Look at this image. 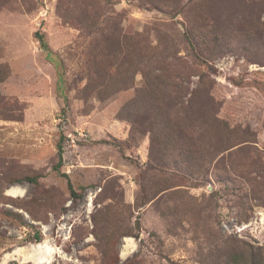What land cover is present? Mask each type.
I'll list each match as a JSON object with an SVG mask.
<instances>
[{
  "label": "rangeland",
  "instance_id": "374dc122",
  "mask_svg": "<svg viewBox=\"0 0 264 264\" xmlns=\"http://www.w3.org/2000/svg\"><path fill=\"white\" fill-rule=\"evenodd\" d=\"M4 65L0 264L264 261V0H0Z\"/></svg>",
  "mask_w": 264,
  "mask_h": 264
},
{
  "label": "trees",
  "instance_id": "16d2710c",
  "mask_svg": "<svg viewBox=\"0 0 264 264\" xmlns=\"http://www.w3.org/2000/svg\"><path fill=\"white\" fill-rule=\"evenodd\" d=\"M36 36L38 37L39 41H40V45L42 50L46 53V57L51 59L53 62L56 63V65H60V62L58 61V59L54 56V52L51 50L48 42L45 39L44 34L40 33L39 31H37ZM10 73V69L9 66L4 65V66H0V82L5 78V76L9 75ZM62 77V75H60ZM62 82V81H61ZM172 88H169L172 92H174L175 94L173 95L175 97V101H172L171 99L167 101V103L165 102V104H163L162 102L156 103V105L158 106V114H157V119L155 122H164L166 120H168L167 117H169V112L171 111L172 108H180L179 104H177V84L174 85L173 83H170ZM169 84L166 83L165 86H168ZM174 85V86H173ZM157 87L159 88V91L162 90L163 87V83L160 82L158 83ZM61 90L63 91V86L61 85ZM63 94V100L65 102V104H67L68 102V98L66 97V95L64 93ZM173 93H171L172 95ZM174 100V98H173ZM66 106V105H65ZM65 110V109H64ZM65 136L64 134L61 135L60 137V141L58 142V162L55 164L54 169H56L58 172H60L62 164H63V154H64V146H63V140H64ZM106 141V140H105ZM64 176L68 177L65 173ZM19 181H29L32 182L34 184L38 183V177L35 176H25L22 177L20 179H18ZM69 189H70V195L72 197V201L76 202L79 198H81L84 194V186H81V190L80 192H78L75 187L73 186L72 182L69 180ZM138 224L140 225V220H137ZM37 239H40V235L39 233H37L36 235ZM262 251V250H261ZM243 256V255H242ZM255 264H264V261H262L261 258L257 259L255 258Z\"/></svg>",
  "mask_w": 264,
  "mask_h": 264
}]
</instances>
